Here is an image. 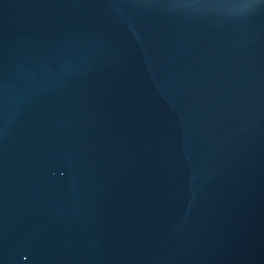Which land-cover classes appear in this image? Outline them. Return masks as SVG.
Wrapping results in <instances>:
<instances>
[{
  "label": "water",
  "instance_id": "95a60500",
  "mask_svg": "<svg viewBox=\"0 0 264 264\" xmlns=\"http://www.w3.org/2000/svg\"><path fill=\"white\" fill-rule=\"evenodd\" d=\"M0 264H264V0H0Z\"/></svg>",
  "mask_w": 264,
  "mask_h": 264
}]
</instances>
